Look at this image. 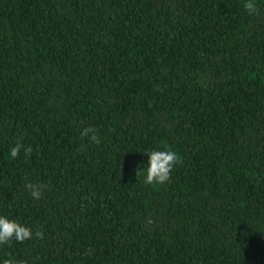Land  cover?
Here are the masks:
<instances>
[{
    "label": "trees",
    "instance_id": "1",
    "mask_svg": "<svg viewBox=\"0 0 264 264\" xmlns=\"http://www.w3.org/2000/svg\"><path fill=\"white\" fill-rule=\"evenodd\" d=\"M245 2L0 0V216L44 234L0 264H264V0ZM165 149L181 162L145 185Z\"/></svg>",
    "mask_w": 264,
    "mask_h": 264
},
{
    "label": "clouds",
    "instance_id": "2",
    "mask_svg": "<svg viewBox=\"0 0 264 264\" xmlns=\"http://www.w3.org/2000/svg\"><path fill=\"white\" fill-rule=\"evenodd\" d=\"M244 7L249 14L256 11V0H246ZM81 135L88 137L93 143H99L97 130L95 128H84ZM23 152L25 156H28L32 152L30 145L25 146L19 140L11 147L9 156L12 159H16L20 153ZM148 157L146 167L143 170H137L136 175L138 179L143 180L145 185H164L171 176L173 169L181 162L177 152L165 149V150H152L145 153ZM139 165L137 169H139ZM30 195L39 200L42 196L44 186L34 183H28L25 185ZM33 235L36 238L42 239L43 232L36 231L33 233L31 228L22 225L21 223L10 220L5 216H0V246L10 245L12 241L23 243L26 240L32 239ZM3 264H16V261L11 258H5Z\"/></svg>",
    "mask_w": 264,
    "mask_h": 264
}]
</instances>
